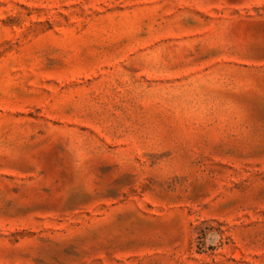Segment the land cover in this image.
<instances>
[{
	"label": "rangeland",
	"instance_id": "374dc122",
	"mask_svg": "<svg viewBox=\"0 0 264 264\" xmlns=\"http://www.w3.org/2000/svg\"><path fill=\"white\" fill-rule=\"evenodd\" d=\"M0 264H264V0H0Z\"/></svg>",
	"mask_w": 264,
	"mask_h": 264
}]
</instances>
